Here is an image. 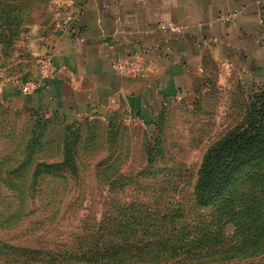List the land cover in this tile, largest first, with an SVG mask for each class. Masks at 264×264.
Masks as SVG:
<instances>
[{
  "label": "rangeland",
  "instance_id": "rangeland-1",
  "mask_svg": "<svg viewBox=\"0 0 264 264\" xmlns=\"http://www.w3.org/2000/svg\"><path fill=\"white\" fill-rule=\"evenodd\" d=\"M69 6V0H0V88L43 75L42 32L60 30ZM210 72L207 91L192 102L164 103L156 120L82 116L66 122L57 114L0 104V212L29 214L17 225H0V241L31 248L68 244L85 219L99 220L106 210L133 201L189 207L205 153L244 125L249 98L264 90V84L242 83L234 73ZM28 144L34 149L29 159L23 153ZM65 149L74 169L44 171V165L64 160ZM263 170L264 156L239 170L241 194L252 198L249 186ZM8 181H25L26 188L4 187ZM32 182L37 185L28 189ZM243 229L226 223L222 234L227 243L245 246ZM251 253L236 264H264V242Z\"/></svg>",
  "mask_w": 264,
  "mask_h": 264
},
{
  "label": "crops",
  "instance_id": "crops-1",
  "mask_svg": "<svg viewBox=\"0 0 264 264\" xmlns=\"http://www.w3.org/2000/svg\"><path fill=\"white\" fill-rule=\"evenodd\" d=\"M69 1L60 30L42 32L43 75L20 81L40 87L22 96L17 84H7L0 104L66 122L140 121L156 119L164 103L192 102L207 91L211 67L264 84V0ZM161 23L179 32H161ZM134 58L147 63L143 76L115 71V63Z\"/></svg>",
  "mask_w": 264,
  "mask_h": 264
},
{
  "label": "trees",
  "instance_id": "trees-1",
  "mask_svg": "<svg viewBox=\"0 0 264 264\" xmlns=\"http://www.w3.org/2000/svg\"><path fill=\"white\" fill-rule=\"evenodd\" d=\"M249 100L244 125L205 153L189 207L178 201L174 208L166 209L161 199L124 203L121 208L106 210L99 220L82 221L68 244L31 248L0 241L1 264H236L242 258H252L249 253L255 243L264 242V170L249 186L252 198L237 187L239 170L264 156V90ZM33 150L28 144L25 157L29 159ZM70 156V150L65 149L64 160L44 165V171H72ZM3 184L9 189L26 188L25 181ZM36 185L29 183L28 189ZM17 201L18 206L24 204L22 198ZM26 215H21V210L0 212V225H17ZM226 223L244 226L245 246L227 243L222 234Z\"/></svg>",
  "mask_w": 264,
  "mask_h": 264
},
{
  "label": "built area",
  "instance_id": "built-area-1",
  "mask_svg": "<svg viewBox=\"0 0 264 264\" xmlns=\"http://www.w3.org/2000/svg\"><path fill=\"white\" fill-rule=\"evenodd\" d=\"M228 19V16L225 18ZM158 29L161 32H168L176 34L179 32L178 28H176L171 23H161L158 25ZM114 69L118 73L122 75L128 76H143L147 70L148 65L145 61L139 60L137 58L130 59L126 62H117L114 64ZM40 87V83L36 81H28L23 82L17 85V91L22 96H27L34 91H36Z\"/></svg>",
  "mask_w": 264,
  "mask_h": 264
}]
</instances>
